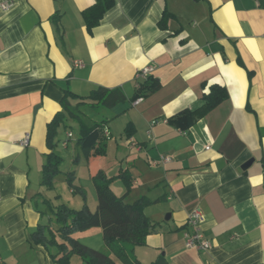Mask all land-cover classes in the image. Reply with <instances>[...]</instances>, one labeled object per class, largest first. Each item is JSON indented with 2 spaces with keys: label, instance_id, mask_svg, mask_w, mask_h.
Returning <instances> with one entry per match:
<instances>
[{
  "label": "crops",
  "instance_id": "1",
  "mask_svg": "<svg viewBox=\"0 0 264 264\" xmlns=\"http://www.w3.org/2000/svg\"><path fill=\"white\" fill-rule=\"evenodd\" d=\"M1 1L11 7L0 6V264H59L49 253L56 250L32 237L40 224H54L60 204L44 192L47 126L62 110L65 90L86 96L99 86L122 88L128 99L81 107L89 118L101 109L96 120H107L103 152L87 158L90 176L104 171L122 196L119 175L130 174L125 200L147 196L153 202L144 212L160 223L131 256L145 264L159 256L168 264H264L259 0H116L92 30L82 12L95 0ZM149 66L148 78L138 80ZM214 84L224 87L223 102L192 112ZM162 155L171 161L161 162ZM80 189L89 202V191ZM97 203L93 195L87 204L94 210ZM195 209L208 250L186 246Z\"/></svg>",
  "mask_w": 264,
  "mask_h": 264
},
{
  "label": "trees",
  "instance_id": "2",
  "mask_svg": "<svg viewBox=\"0 0 264 264\" xmlns=\"http://www.w3.org/2000/svg\"><path fill=\"white\" fill-rule=\"evenodd\" d=\"M264 7V0H259ZM116 0H95V3L84 9L82 14L89 30L99 25L104 14L115 5ZM165 10L161 23L169 16ZM147 81V80H146ZM144 81L143 84L146 82ZM141 84V86L143 85ZM224 87L219 84L211 86L209 92L202 95L203 106L193 110L197 115H202L214 109L225 99ZM127 96L122 88H108L99 86L88 95L81 96L71 90H65L61 100L62 110L55 114L47 126V146L49 153L43 166V184L47 187L53 185V179L61 161L56 153V136L60 126L67 127L69 119L79 125L80 135L77 144L82 148L85 157L103 152L102 141L106 140L105 126L107 120L89 118L82 111V106L103 105L113 107L127 101ZM71 100H76L72 104ZM126 183L127 192L119 196L111 188L113 177L99 170L93 176L97 192V207L92 210L87 203L80 209L71 208L61 203L53 207L54 225L40 224L33 231L35 243L43 245L50 252L51 257L59 264H71L74 256H79L88 264H145L136 257L131 256V251L147 241V236L158 230L160 223L148 217L144 209L151 204L147 196H142L133 202L125 200L132 186V176L126 172L120 175ZM86 201V194L81 193ZM100 227L103 238L111 252L91 248L81 241L78 233ZM112 254H115L114 256ZM148 264H168L164 256H159Z\"/></svg>",
  "mask_w": 264,
  "mask_h": 264
},
{
  "label": "rangeland",
  "instance_id": "3",
  "mask_svg": "<svg viewBox=\"0 0 264 264\" xmlns=\"http://www.w3.org/2000/svg\"><path fill=\"white\" fill-rule=\"evenodd\" d=\"M100 110L92 109V111L89 112V116L95 119H102L103 114ZM67 124V127L60 126L58 128L55 139V142L57 143L55 151L62 159L56 170L53 185L50 188L44 185V192L51 195L55 202L60 204L66 203L71 208L80 209L86 202L91 204L93 195L97 198V193L96 189H91L94 182L88 171V159L83 154L82 148L77 144L80 135L79 126L76 121L71 119L67 121ZM69 132L73 133L72 138L68 137ZM66 142L68 145H66ZM109 156L110 157L105 159L106 161L113 157V155ZM98 160L99 159L97 158V161ZM81 186L89 191V202L87 199L85 201L81 195ZM53 225L55 229L57 227L56 223L54 222ZM78 235L80 236L81 241L91 248L111 252V249L105 244L103 232L100 227L86 230L78 233ZM112 255L114 256L115 254ZM71 264L88 263L82 261L79 256H74Z\"/></svg>",
  "mask_w": 264,
  "mask_h": 264
},
{
  "label": "built area",
  "instance_id": "4",
  "mask_svg": "<svg viewBox=\"0 0 264 264\" xmlns=\"http://www.w3.org/2000/svg\"><path fill=\"white\" fill-rule=\"evenodd\" d=\"M0 6L3 9H8L11 7V3L7 1H1ZM77 64L81 65V62H77ZM153 71V68L151 66L146 67L136 74V78L138 80L141 79H147L148 75ZM138 86L140 87V83H138ZM143 97H138L136 98L135 103H139ZM163 121H167L164 119ZM158 123L157 119H154L151 121V126L155 125ZM69 138L73 137V133L69 132L68 134ZM29 141V136L27 135L23 140H21V144L26 145L28 144ZM67 145V142H66ZM207 149L210 148V146H206ZM171 156H161V162H170L171 161ZM202 221H203V214L200 209H195L189 214L188 218V224L192 228V231H186L185 232V238H186V246L189 248H196L199 250H208L211 248L212 244L211 242L205 238L204 233H203V228H202Z\"/></svg>",
  "mask_w": 264,
  "mask_h": 264
},
{
  "label": "water",
  "instance_id": "5",
  "mask_svg": "<svg viewBox=\"0 0 264 264\" xmlns=\"http://www.w3.org/2000/svg\"><path fill=\"white\" fill-rule=\"evenodd\" d=\"M253 160H250L249 162H247L243 167L244 168H247L249 165H250V163L252 162ZM168 216H169V214H168Z\"/></svg>",
  "mask_w": 264,
  "mask_h": 264
}]
</instances>
